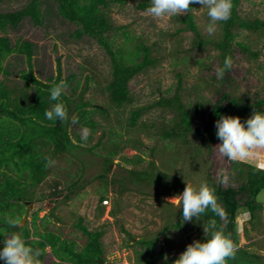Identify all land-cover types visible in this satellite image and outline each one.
Wrapping results in <instances>:
<instances>
[{"label": "rangeland", "instance_id": "rangeland-1", "mask_svg": "<svg viewBox=\"0 0 264 264\" xmlns=\"http://www.w3.org/2000/svg\"><path fill=\"white\" fill-rule=\"evenodd\" d=\"M28 1L0 0V12L18 10ZM143 2L149 4V0H125L111 4L108 9L113 25L121 27L108 35L115 49L120 48L122 56L134 61L136 58L130 51L140 42L150 47L154 60L153 66L130 80L131 101L121 107L111 104L106 91L111 66L105 49L89 36L76 38L73 32L78 26L58 13L53 0H43L42 25L37 26L25 18L17 28L0 32V36H8L13 44L19 39L33 44V73L45 83L50 82V77H56L59 59L61 80L75 75L71 81L75 91L67 85L64 90L73 100L72 108L81 98L89 101L88 109L93 111L90 118L96 124L91 129L68 120L70 137L79 147L52 156L47 177L32 189L34 200L26 201L19 227H28L30 240H39L41 234L52 232L61 239L75 241L81 249L87 240L75 227L81 218L89 231L103 232L100 239L102 264H142L139 261L149 253L142 241L149 239H155L150 264H165V255L172 262L188 244L203 239L202 220L183 222L180 206L170 202L180 194L177 193L180 183L183 190L186 182L198 186L204 181L215 189L226 190L237 189L244 179L229 168L226 158L215 149L219 141L209 143L194 130L202 129L207 123L213 103L224 92L240 105L264 98V27L257 31L234 29L235 38L230 48L232 67L223 79H218L216 70L222 59L215 44L223 38L222 23L209 35L206 10L194 4L190 12L204 41L195 46L194 33L182 30L184 25L178 20L188 12L165 19L154 18L146 8L138 6ZM238 13L246 20L264 21V0H241ZM3 64L11 75L6 77L0 73V82L22 87L20 74L27 70L25 56L10 54ZM179 79L178 96L182 103L190 111L197 106L198 109L192 115L193 130L180 129L178 138L169 139L164 133L170 131L175 113L154 103L172 97ZM85 86L86 91L82 93ZM28 92L32 93V89ZM138 107L148 109L142 111L137 125L129 126L130 112ZM98 108L105 109L107 114L96 110ZM76 115L74 109L69 116L76 118ZM85 129L89 132L87 140L82 139ZM112 147L117 152L110 156L111 164L106 166L105 158ZM241 162L264 169V149L256 150ZM132 170L147 171L151 177L147 180L141 175L139 179L129 175ZM54 191H60L59 195H53ZM237 197H241L242 202L230 239L236 250L244 248L259 255L264 264V190L256 199L263 210L256 211L254 220L250 219L244 204L249 194L242 192ZM221 219L227 227L224 215ZM0 232L6 233L3 229ZM33 248L38 250L37 246ZM39 252L40 264L61 262L49 245Z\"/></svg>", "mask_w": 264, "mask_h": 264}, {"label": "trees", "instance_id": "trees-1", "mask_svg": "<svg viewBox=\"0 0 264 264\" xmlns=\"http://www.w3.org/2000/svg\"><path fill=\"white\" fill-rule=\"evenodd\" d=\"M56 4L58 13L66 20L75 23L78 27L73 32L76 38L89 36L95 39L99 45L105 49L110 59L111 79L106 85L109 100L115 107H121L131 101L129 91L130 80L141 73L144 69L153 66L154 60L151 58L150 47L138 42L134 44V50L130 51L131 56L136 60H129L122 56L121 49H115L113 42L108 36L110 32L120 29L114 26L108 16V9L113 3H124L125 0H53ZM241 0H232L233 8L231 18L222 23V40L216 45L221 51V64L224 59L230 57L231 43L235 38L234 29H247L257 31L264 27V21L255 19L254 21L246 20L240 17L238 6ZM43 0H29L22 8L14 11L0 12V32H6L8 29H15L25 19L29 18L35 25H42L44 15L42 12ZM140 8H147L146 2L138 5ZM194 7V4L191 5ZM178 20L184 25L182 30L192 31L194 33L193 43L195 46L203 44L202 34L194 20L193 14L189 11L185 16L179 17ZM125 35L127 33L124 32ZM34 46L28 40H17L15 44L10 41L8 36H0V73L9 77L11 72L3 64L4 59L13 53L24 55L27 62V70L22 71L20 78L23 81L22 87L9 86L0 82V229L6 233L21 231V236L31 247L37 246L38 250L49 245L55 255L61 260L58 264H102L103 249L101 244L102 231H89L82 224V219L75 224L86 236V244L79 249L75 241L61 239L52 232L41 234L39 240H30V230L26 226L12 228L8 226L4 218L8 215L18 217L19 221L25 212L26 201H33L34 189L41 184L47 177L48 160L53 155L60 153H69L79 145L75 144L69 134L68 124L65 121L61 124L59 121L54 123L46 119L44 113L51 106L49 100V88L53 83H58L62 78L61 64L57 61V75L50 77L49 83L38 79L33 73V56ZM248 52V48L243 46ZM75 75H69L66 78V85L75 91L71 81ZM86 86L82 93L86 91ZM181 88V79L175 94L170 98H161L154 104L158 107L171 109L176 118L170 131L164 133L165 138L176 139L179 137L178 131L184 132L193 130L192 115L198 109L190 111L178 96ZM32 89V93L28 92ZM62 100L67 106L69 115L72 110L77 111L76 119L78 123L95 128V122L92 116V109L89 101H83L82 98L77 101L72 108L73 100L64 91ZM227 104H226V103ZM146 107L136 108L130 112L129 126L137 125L138 118ZM148 109V107L146 108ZM99 112L107 114L105 109H96ZM254 110L264 112V98L257 99L251 103H240L233 97H229L224 92L221 97L213 103L207 123L202 129H195L198 136H204L209 143L219 141L215 136V121L220 115H231L250 117ZM244 121L243 119H241ZM220 142V141H219ZM51 150L49 153L48 151ZM117 152L115 147L109 150V155L105 158V165L111 164L110 156ZM231 170H235L243 177L242 184L237 188H228L222 190L220 187L215 189L218 201L224 207V218L227 227L224 226L221 216H215L211 212L201 216L202 224L208 226L211 220L215 221V228L222 231L228 238L234 229V221L241 206L242 198L237 197L240 193L249 194V199L245 201V208L249 213L250 219H256L258 210H263V205L258 202V194L264 190V169L243 162L230 161L225 159ZM148 170V169H147ZM144 170L129 171V175L141 178L145 175L147 180L151 175ZM15 175V176H14ZM102 176V175H101ZM104 177V176H102ZM147 180H144L147 182ZM122 186H125L122 179ZM183 186V185H182ZM181 183L177 193L182 192ZM60 191H54L52 194L58 196ZM68 198V195H66ZM182 215L181 210L179 211ZM179 224L180 220L178 221ZM155 239L144 240L142 244L148 249L147 256L143 257L142 264H150L153 258ZM41 259V255L39 256ZM166 264V262H165ZM167 264H172L168 259ZM227 264H261L259 255L249 252L244 248L236 250L234 257L228 259Z\"/></svg>", "mask_w": 264, "mask_h": 264}, {"label": "clouds", "instance_id": "clouds-1", "mask_svg": "<svg viewBox=\"0 0 264 264\" xmlns=\"http://www.w3.org/2000/svg\"><path fill=\"white\" fill-rule=\"evenodd\" d=\"M199 4V9L206 10L209 23L207 32L212 35L217 30L219 22H226L231 18L233 8L232 0H149V7L145 11L154 18H170L180 16L191 9V5ZM197 9V8H196ZM231 57H226L223 66L216 70L218 79H223L225 72L232 67ZM66 82L60 80L49 88L51 106L45 110L46 119L63 124L71 120L66 104L62 100ZM215 136L220 143L215 149L225 158L234 162L247 160L256 150L264 149V112L254 110L251 116L242 121L239 116L220 115L215 121ZM89 132L84 130L82 139L87 140ZM50 164L51 161L45 158ZM186 182V181H185ZM180 206L183 222L195 221L208 212L215 216H223L224 210L216 196L214 187L206 181L198 186L186 182L182 193L173 197ZM5 223L16 228L20 221L18 217L8 215ZM203 239L194 240L186 246L172 264H227L228 259L234 257L236 248L234 243L222 231L215 228V221L211 220L208 226L203 227ZM0 264H40V252L24 240L18 232H0ZM164 260L167 264L168 257Z\"/></svg>", "mask_w": 264, "mask_h": 264}]
</instances>
